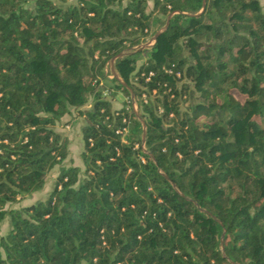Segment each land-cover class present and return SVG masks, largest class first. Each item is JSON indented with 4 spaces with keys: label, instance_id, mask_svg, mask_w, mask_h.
Instances as JSON below:
<instances>
[{
    "label": "trees",
    "instance_id": "16d2710c",
    "mask_svg": "<svg viewBox=\"0 0 264 264\" xmlns=\"http://www.w3.org/2000/svg\"><path fill=\"white\" fill-rule=\"evenodd\" d=\"M149 1L0 0V264H264V2Z\"/></svg>",
    "mask_w": 264,
    "mask_h": 264
},
{
    "label": "rangeland",
    "instance_id": "374dc122",
    "mask_svg": "<svg viewBox=\"0 0 264 264\" xmlns=\"http://www.w3.org/2000/svg\"><path fill=\"white\" fill-rule=\"evenodd\" d=\"M71 1V0H70ZM264 2V0H261ZM152 7V2L149 1L148 9ZM164 26V25H163ZM162 26V27H163ZM153 31L148 37L147 41L143 43V45L147 46L151 44V40L154 37ZM154 39V38H153ZM153 43V42H152ZM110 78V76H109ZM127 99L125 95L122 93H118L117 98H115L114 103L117 106H121L123 101ZM187 103L184 102L183 106ZM90 103H87L83 106V108L89 107ZM137 107V106H136ZM205 117H202L200 120H204ZM84 117L78 113L77 110H74L72 114H65L59 122L56 124V129L60 131L64 136H67L69 143V154L63 161V164H77L84 166L83 159L81 156L83 150V138L81 133V127L83 125ZM62 164V163H61ZM57 164L47 176V180L42 189L34 191L31 194H28L18 201L7 203V207H21L23 205H27L29 203L35 202L38 199L45 197L54 187L55 179L59 173L60 165ZM10 228V218L7 217L0 225V238L2 235L6 234Z\"/></svg>",
    "mask_w": 264,
    "mask_h": 264
},
{
    "label": "water",
    "instance_id": "95a60500",
    "mask_svg": "<svg viewBox=\"0 0 264 264\" xmlns=\"http://www.w3.org/2000/svg\"><path fill=\"white\" fill-rule=\"evenodd\" d=\"M205 4H206V1L204 0V5H205ZM170 16H171V15L168 16V19H167L166 24H165L162 28H160V29L155 33V35H154V37H153L154 40L157 38V36H158L162 31H164V30L167 28V26H168V24H169ZM122 53H123V52H120L119 54L121 55ZM114 59H115V57H113V58L111 59V68H112V71H113L114 75H116V77H118L119 79L122 80V78L118 75V73H117V71H116V69H115ZM122 82L126 83L124 80H122ZM133 96H134V94H133ZM136 108H137V107H136ZM145 138H146V125L144 126V133H143V139L145 140Z\"/></svg>",
    "mask_w": 264,
    "mask_h": 264
},
{
    "label": "built area",
    "instance_id": "2783aa9c",
    "mask_svg": "<svg viewBox=\"0 0 264 264\" xmlns=\"http://www.w3.org/2000/svg\"><path fill=\"white\" fill-rule=\"evenodd\" d=\"M151 41L154 42L155 40L152 38ZM152 42H151V44H152ZM143 97L145 98V100H147V94L146 93H144ZM133 104H134L135 107L137 106L135 101H133ZM125 130H126V128H125Z\"/></svg>",
    "mask_w": 264,
    "mask_h": 264
},
{
    "label": "crops",
    "instance_id": "0c3cea01",
    "mask_svg": "<svg viewBox=\"0 0 264 264\" xmlns=\"http://www.w3.org/2000/svg\"><path fill=\"white\" fill-rule=\"evenodd\" d=\"M150 2H152V1L150 0ZM152 4H153V2H152Z\"/></svg>",
    "mask_w": 264,
    "mask_h": 264
}]
</instances>
